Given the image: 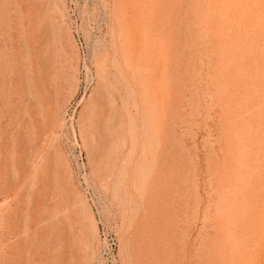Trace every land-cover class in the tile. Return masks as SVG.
<instances>
[{"label": "rangeland", "instance_id": "rangeland-1", "mask_svg": "<svg viewBox=\"0 0 264 264\" xmlns=\"http://www.w3.org/2000/svg\"><path fill=\"white\" fill-rule=\"evenodd\" d=\"M0 264H264V0H0Z\"/></svg>", "mask_w": 264, "mask_h": 264}]
</instances>
